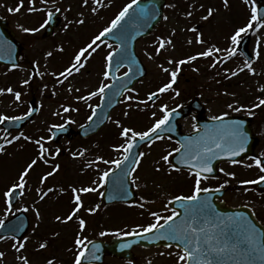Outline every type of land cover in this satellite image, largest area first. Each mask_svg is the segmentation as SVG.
Here are the masks:
<instances>
[{"label":"rangeland","instance_id":"1","mask_svg":"<svg viewBox=\"0 0 264 264\" xmlns=\"http://www.w3.org/2000/svg\"><path fill=\"white\" fill-rule=\"evenodd\" d=\"M128 1L130 0H103L104 6L101 7L92 4L90 0L89 7L85 8L82 7V0H55V4L53 3V0H49L47 3H42L41 0H36L35 7L38 9H44L45 11L29 12V1L24 0V7L19 12H9V8H16L18 6L19 0H0V15H7L10 21H13V17H16L17 20L22 19L26 21L28 17H30L29 21H31V19L42 18L43 13H46V10L48 9L54 11L56 7L67 9L69 6H71V11H64L61 13V18L64 20V23L66 22L65 17L67 20H75L80 12H83L86 18V23L84 25H76L73 23L69 25L67 31H64L63 26H61L52 43H50L51 39L50 41H38L35 36L27 37V39H25L26 42L22 41L27 45L26 55L33 56V54L38 55V53H43V55L37 56L42 62L39 68L40 72L43 73V79L39 76H35L32 78L29 85L22 86L21 81L29 78L30 71H24L23 74H21V71L18 72L21 75L13 77V79H17L19 82L18 84L14 82L11 87H13L15 91L22 92L21 100L16 101L14 95L12 96L5 92L0 94V107H3L5 103L13 100V110L19 112L25 111L28 108L29 102L34 99L35 105L40 110L33 120L31 127H29L30 136L31 134H34V137H37V134L46 136L49 126L53 124H64L67 120L74 121L73 123H70V125L75 129L79 125L85 123L86 117L91 111V108L88 105L96 104L95 101L97 96L92 97L87 102L79 101L76 97L79 95H87L89 91H95L102 82H107L103 77L104 61L106 54H108L112 48H108L106 46L108 45L107 43L101 44L100 48L89 59L85 68L82 69L81 72L74 74L73 77H69L63 85H55L57 91V95L55 96L51 94V89L55 84V77H53L51 73H59L60 71H63L73 59L74 54L79 48L84 46L85 43L90 42L91 38L96 35L97 32L108 26V22H110L109 20L114 18L113 16L117 10L119 9L118 11H120ZM166 2L167 8L165 9L164 16H168L169 19H162L154 31H152L146 39L136 45V52L145 65L147 74L143 81L134 87L135 91L129 94L131 96L136 95L143 97L148 95L150 91H153L157 87V82L162 83L169 79L168 74L162 72L159 67L161 64L169 68L174 67V65L167 64L166 61L168 58L182 59L188 55H194L196 52L210 45H215L216 47L225 50L231 49L232 46L230 45H232V41L230 37L234 34L235 30L241 26L240 23L247 24L252 15V7L249 1L229 0L230 8L224 7L223 0H167ZM172 4H175L176 7H169V5ZM201 4L204 6L203 8L200 7ZM91 7H97L98 12L95 14L92 13L90 10ZM208 8L214 9V15L207 21L202 20V17L207 15ZM188 11L193 12L192 17H186L185 14ZM20 16L24 17L20 18ZM231 20L235 22L233 23ZM192 26H195L198 29V32L202 33L203 39L207 42L206 44L195 43L197 33L185 30ZM174 28L176 29L174 36V42L176 45L175 50L169 49L159 56L155 55L157 37L170 35ZM251 34L252 39L249 49L253 56V61L250 64L255 69V74L248 70L246 67L247 63L242 60L241 57H238L237 55L229 57L227 51H221L218 54L221 62L216 68L209 67L210 63H212L213 57L200 58L192 64L183 65L179 77L184 79H187L188 77L191 78L196 82L197 89L201 91L200 93L202 95L212 97L223 95L221 91H217L216 89L217 81L222 80V78L231 77L233 80L235 79V82L238 85L236 88L238 94L246 92L247 96L251 98L250 105L258 103L257 98L264 97V92L260 91L261 86H264V26L253 25ZM188 39H192L193 44L189 45L186 42ZM59 41L60 43L55 45ZM59 45L60 47H58ZM60 48H63L64 50L61 52L59 51ZM48 51L53 52L51 57H46ZM257 51L259 52V57L256 55ZM149 54L152 55L151 59H149ZM222 63H224V65H222ZM54 64L58 65L53 66ZM193 67L199 68V72H194L192 70ZM240 68H243L244 70L239 71ZM232 71H235L237 75L232 76ZM0 75L3 79L2 87L0 88L10 84L8 80H10L12 76L3 70L0 71ZM44 84L48 85V89H44ZM69 84H71L73 88H79L80 92L73 91L69 93L67 91ZM238 94H236V96ZM133 97L134 99L132 101L125 102V98L121 101L120 106L111 113V119L106 126L107 128L105 130L102 129L98 133V136L95 135L92 139L86 141H65L60 143V147L65 151V154L62 158L56 157L53 160V163H57L58 161L62 168L57 174L53 177H49L45 182V185L51 186L55 189L47 197L49 209L47 208V213L46 211L41 212L42 215L39 221L37 220L36 215H33L31 209L27 213L30 217L31 223L27 233L29 239L26 250H23V255L30 258L31 264H46L48 259H54L55 264H66L64 263L65 261L70 262L72 260V256L75 254V249L71 247L72 239L74 238L75 229L77 232L79 231V226H74L73 223L78 224V220L74 219L72 221L73 223L64 225V223L55 221L54 217L57 215L65 216L73 207V194L70 190V185L78 187L92 186V181H99V173L102 171V168H99V165H102V163L97 161L96 157L103 156L106 158L107 156L111 157L112 154L114 155V150L112 149L114 144L110 140L116 137V141L119 142L120 140V129L113 123V121L120 120L121 124L124 126L131 125L136 127L135 123L140 118V113L136 108V98L135 96ZM62 104L77 110L64 113L60 107ZM128 104H132V109L128 108ZM58 111L61 115H54V113ZM125 111H130L131 114L129 117L123 115ZM8 112L9 111L2 113L8 115ZM257 112L258 115L255 118L256 122L261 123V118H264V106H261ZM29 128L26 132H29ZM106 136L107 140H105ZM46 146L52 148V144H47ZM22 150L26 152L24 162L22 161L24 157ZM80 150H85L84 156L82 157L73 158V156L71 157L68 155L69 153L78 152ZM37 152V146L32 142H28L13 145V149H7L1 154L0 207L3 206L1 200V196H4L3 192L6 191L12 183L18 181L19 172L22 171L27 163L37 155ZM261 152H264V140L258 148V153ZM116 157L117 156L114 155V159H116ZM50 160L52 161V159ZM88 164H91L93 167H98V170L90 168L91 171L82 175L78 169ZM145 165L151 169L149 163H146ZM105 167L107 168L106 164ZM238 169L241 174V179L253 178L254 171H252L251 168H245L243 165H240ZM51 170L52 166L50 164L40 162L31 173L35 175H44ZM143 172L144 163L138 168L134 178ZM241 179L238 177L235 179L231 178L229 183L235 186ZM77 180H81L79 184L74 183ZM139 180L140 178L136 182H139ZM139 187L140 186L137 185V188ZM61 188L66 189V191L61 192ZM140 190V194H143L146 191V188L141 187ZM94 195L95 192L82 194V199L84 202H89L90 198ZM28 197L29 196L26 194L21 200L22 207H28ZM237 197L235 203H242L243 205L252 207L255 215L264 225V196L258 197V200L254 198L252 194L243 190ZM45 201L46 199L41 201V203H44ZM90 207H93V205L85 206V208L82 209L80 216L85 217L86 222H88L89 225L95 223L97 212L100 211L101 206L95 213L87 212L86 209ZM112 207L108 210L103 209L101 211V215H104L108 211L111 218L116 221L115 224L113 223L110 226H107L113 230L112 234L117 230L132 231V227H134L132 225H135L138 222L135 218L139 219L140 217V215L135 216V213L138 212L135 210H128L124 213L123 207ZM159 208L161 207H157L156 209ZM33 229H35V231H33ZM85 230L91 234V237L98 235L102 231L98 228L96 233H94L92 226H86ZM56 233L59 235H55ZM44 241H47L48 246L45 249H40L39 244ZM10 245L11 244L0 245V251L5 253V257L0 260V264H21V262L16 259L19 254L16 253ZM66 251H69V254L66 253ZM142 257L146 259V261H143L144 264H168V259L164 260L159 254H156L155 251L146 252Z\"/></svg>","mask_w":264,"mask_h":264},{"label":"snow or ice","instance_id":"2","mask_svg":"<svg viewBox=\"0 0 264 264\" xmlns=\"http://www.w3.org/2000/svg\"><path fill=\"white\" fill-rule=\"evenodd\" d=\"M36 0H29V12L36 11H45L44 9H38L35 7ZM42 3H47V0H41ZM141 0H131L130 3L126 4L119 13L115 16L114 19L111 20L110 24L104 27L102 30L98 32V34L94 35L90 42L86 43L84 46L79 48V50L74 54L73 59L69 62V64L60 71L59 73H51L53 77H55V84L51 89V94L53 96L57 95L55 85H63L65 81L69 79V77H73L74 74L81 72L82 69L85 68L89 59L93 56L94 53L100 48L101 44L105 43L104 37L109 34H113L115 39L120 43L121 47L109 51L108 55L105 57L106 66L105 71L103 72L104 80L114 79L119 81L121 78L115 76L113 72V60L114 57L119 56L120 60L117 61L116 68L119 69L121 63L125 60H128L129 63H132V59L128 56L126 48L127 41L130 38H134L130 35V28H139L146 23L147 20L152 19L155 20L159 15V12L153 6L152 11L149 13L147 6L145 7H137L136 11L133 12L134 6H139ZM55 4V0H53ZM90 0H82V7L88 8ZM91 3L94 5H98L103 7V0H91ZM224 7H229V0H223ZM24 7V0H19V4L16 8H9V12H19ZM169 7L175 8L176 5L172 4ZM201 8L204 6L201 4ZM92 13H97V7H91ZM64 11H71V6L67 9H61L60 7H56L55 11L51 9L46 10V18L43 23L39 25V27H23L22 30L25 33H30L35 35L39 33L42 29H46L49 25L52 24L54 19L56 18L57 13H62ZM131 14V15H130ZM186 17H192L193 12H186ZM214 9L208 8L207 15L202 17V20H209V18L213 17ZM164 20H168V16L162 17ZM65 23L63 24V30L67 31L69 25L75 23L76 25H84L86 23L85 14L83 12L78 13L77 18L75 20H67L65 17ZM126 21H129L127 25ZM254 22L258 26H264V18H262L258 14V9L255 6V0H253L252 7V15L249 22L243 26L239 27L235 30L234 34L230 37L232 43L234 45H239L242 40V34L247 35L250 30L253 29ZM186 31L197 33L195 38V43L197 44H206L207 42L203 39L202 33L198 32V29L195 26L185 29ZM176 29L172 30V33L167 36L157 37L156 40V49L155 55L159 56L163 52L168 51L169 49L175 50V36ZM189 45L193 44L192 39H188L186 41ZM108 48H112L111 44L106 45ZM63 48H60L59 51H63ZM221 51H227L228 56L231 57L236 54V48L232 49H221L216 47L215 45H210L205 47L204 49L196 52L194 55H188L182 59H174L168 58L167 64L174 65V67H165L163 64L159 65L162 72L168 74V81L163 83L160 87L157 88L156 91H150L147 95L146 99L137 100L136 108L137 110H141L139 106L141 104L148 105L150 101H154L159 98L161 93H166L169 90L173 91L176 96L180 95V92L176 90L173 85L177 83L178 76L181 72V67L183 65H189L193 62L197 61L200 58H209L213 57L212 63H210L209 67L216 68L217 65L221 62L218 54ZM53 55L52 51H48L46 53V57H51ZM257 57H259V52L256 53ZM152 58V55L149 54V59ZM13 67H17L13 65ZM35 72L32 73L29 78L21 81V85H29L30 81L33 77L39 76L43 79V73L40 72L39 63L36 62L34 64ZM246 67L250 72L255 74V69L252 67L250 63L246 64ZM194 72H199V68L193 67ZM244 69H240L243 71ZM135 71H140L137 68ZM227 71V70H226ZM129 73H133L132 68H129L128 72L124 73V78L129 79ZM232 76L237 75L235 71H232ZM44 89H48V85H43ZM114 84L101 83L99 87L95 91H89L87 95H79L76 97L79 101L87 102L92 97L100 95L102 100L104 98V94L106 90L114 88ZM120 88H122L125 92H133L135 89L127 88L126 84H120ZM67 91L69 93L75 91L80 92L79 88H73L71 84H69ZM260 91L264 92V86H261ZM9 93L14 95L16 101H20L22 97L21 91H15L11 86L5 88H0V94ZM228 95L227 92L224 93ZM114 95H120V92L117 91ZM234 95V94H233ZM134 99L133 96L128 95L125 97V102L132 101ZM258 103H254L251 108H246L244 105H240L238 102L229 103L227 105L228 109L241 112L246 111L249 116H254L256 113L254 109H258L261 106H264V98L258 97ZM92 109V114L88 117L89 121H92L94 117L97 116V109L100 108V105H96L93 107L92 105H88ZM64 113L75 111L77 109L61 105L60 106ZM132 104H128V108L132 109ZM161 110L164 112L162 118L156 119L155 123L148 128L146 131H137L132 126H124L121 124L120 120H115L113 123L120 129L119 135L123 138L124 142L118 145H113V150L117 152H122V158L116 160H106L103 156H97L96 160L100 161L104 164H114L115 169H110L107 171H103L99 176V181H92V186H75L70 185V190L72 192V202L73 207L65 216L57 215L55 217L56 221L60 223H69L74 219L78 220L79 229L82 233L87 226V222L83 217L79 216L81 209L85 208V203L82 199V194H89L98 191V188L95 186L99 184L100 187H103L104 184L108 183V178L112 176L113 179V192L116 195L127 196L128 192V184L127 178H131L134 173L137 172V169L141 167L142 160L148 155V153L144 151H140L138 153H134V148L137 147L138 142L148 143L149 147L151 144L155 142V140L163 139L162 136L158 134V130L163 126L168 124L171 116L176 112V109H168V106L161 105ZM35 109L29 108L28 112L24 116H7L0 114V124L5 123L6 121H19L22 119H26L31 116ZM130 111H125L123 115L125 117L130 116ZM54 115H61L58 111L54 113ZM228 115L225 112L221 116H214L212 119L214 121L223 122L224 118ZM152 116L155 117L156 113L153 112ZM111 119V117H109ZM74 121L67 120L64 124H53L48 128L49 136L46 138L45 136H40L38 139L33 140L32 137L26 136L24 132H19L18 135L12 136L11 139L8 138V135L0 137V140H3L4 143L0 144V152L4 151V144H12L14 141H18L23 138L26 141L34 143L38 152L37 155L27 163V165L22 169V171L18 174V181L11 184L10 187L3 193L5 197V203L7 205L6 212H12L13 207V197L16 195L17 191H20V195L24 194V190L28 186L29 183V174L31 171L38 166L40 162L44 164H49L50 159L54 160L56 157L60 156L62 153V148L56 146L54 149L47 147L46 144L50 143L54 138L56 133L53 131L54 129H58L63 131L66 124L73 123ZM244 120H230L227 124L221 123L217 125V133L214 136L205 137H197L196 139L189 138L187 144H182L181 148L185 149L183 156L181 157V163L188 166V172L190 176L195 177V185L193 189L192 195L187 196H176L175 200L181 201V207L184 208V219L179 223H175L174 218L179 214L173 211L172 215L162 217L156 212H151L150 215L154 217L155 222L150 223L146 226L137 225L136 228L132 229L131 232L117 230L114 235L117 236H128L135 235L141 236L144 233H153L154 231L157 233L156 238H165L177 241L176 247L178 249L177 256V264H254V261L259 258L261 261H264V231L257 230L256 226L252 223V221L243 214H236L234 216H222L218 212H216L215 208L211 205L210 198L205 197L201 199V193H210V192H221L222 189L225 188L226 185L229 184V180H225L223 183L219 184L217 187H202V181H206L209 179H216L214 175H212L214 169L212 166V161L216 159L221 154L227 158L228 162L232 165H243L245 168H257L259 170L260 175H258L255 179H241L238 183L244 187V191H248L249 189L246 187L248 185L260 184L264 183V152H261L259 155L251 156L249 159L252 161L251 163H244L241 160L235 159V157L241 156L242 153L247 151V145L251 140L250 134L244 129ZM81 127H84L81 125ZM7 132V130H5ZM192 145H195L193 149ZM179 153L180 148L174 150ZM85 150H80L78 152H73V158L84 156ZM172 155L171 152L168 154H164L160 157V160L164 162V164L168 165V167L176 172L180 171V168L177 167L175 163L169 159ZM126 165V166H125ZM91 164L86 165V167H91ZM125 166V167H122ZM61 169V165L56 163L52 165V170L46 172L44 175L40 177V185L41 187L36 188V192L39 196V200H45L50 193H52L55 189L52 187L44 188L43 185L49 179V177H53L57 174ZM120 170V175H115V170ZM162 170V166L159 161L156 162L155 171L159 172ZM226 177H231L235 179L237 173L235 171H226L221 168L219 170ZM139 179V176H136L135 179L132 180V183L135 184ZM61 192L66 191V189L61 188ZM103 195V193H100ZM141 200H145L144 197H141ZM147 202V201H145ZM139 207L143 208L144 204H139ZM100 208L99 204H96L93 207L87 208V212L95 213ZM25 212L28 211V208L23 209ZM19 211V209H17ZM35 215L37 220L41 219V212L37 208L35 210ZM163 220V223L160 221ZM202 222V223H201ZM5 221L0 219V229L5 228ZM9 231L12 233H16L22 230L23 224L22 222H17L15 224L7 226ZM139 229V230H137ZM35 231V229H33ZM107 232H101L100 235H107ZM55 235H59L56 233ZM11 238L14 242L12 244V248L15 250L17 255L16 259L21 262V264H31V260L28 256L23 255V250H26V246L28 243V237L25 236L22 239H17L15 235L11 237H6L4 235H0V241ZM75 244L78 248L77 253L75 255L73 264H82L83 259L88 254V245L93 244L92 241L88 240L87 237H82L80 233L77 234L75 239ZM47 241L41 242L39 244L40 249L47 248ZM182 246V247H181ZM121 249L131 247V243H122L119 245ZM171 247V245H170ZM93 248L95 251H99L100 245L94 244ZM95 251L92 253V258L94 260H99L100 257L95 255ZM5 257V253L0 251V260ZM46 264H55L54 259H48Z\"/></svg>","mask_w":264,"mask_h":264},{"label":"flooded vegetation","instance_id":"3","mask_svg":"<svg viewBox=\"0 0 264 264\" xmlns=\"http://www.w3.org/2000/svg\"><path fill=\"white\" fill-rule=\"evenodd\" d=\"M44 19L38 18L35 20H31V21H29L28 19L27 21L13 19V34L16 39H19V42L23 47V52L27 45L26 43L22 42L20 38L23 36L27 37L30 33L23 32L22 28L23 27H39V25L43 23ZM60 26L54 31L53 37H51L52 39L55 37V33L58 31ZM44 31L45 29H42L39 33H36L35 35H32V36L33 37L35 36V38L38 41L40 40L47 41L50 38L43 39ZM42 54H43L42 52L40 54L38 53V55H42ZM21 55L22 57H21L20 63L21 65L26 66L27 68L31 69L32 66H34V64L39 61V59L37 58L38 55H36L35 59H25L23 57V53ZM184 82L187 83L188 81L184 80ZM178 83H179V80H177V83L174 85L175 88L178 87L177 86ZM183 89L185 90L186 88H183ZM143 98L146 99L147 97H143ZM194 101L197 103H200V105L203 108V116H206L208 118H212L214 116H221L225 112L228 113L226 117H235V116L242 115L240 112H235V111L228 109L227 105L229 103H235V101H231V97H227L223 95H220V96L217 95L216 97H212L208 95H191L187 93L180 94L179 96H176L175 94L162 95V96H159L158 99H155L153 101L154 103L143 105V108L151 110V111L154 110L153 112H156V119H159V118H162V116L164 115V112L161 110V105L166 104L168 106V109L170 107H171L170 109L182 108V107L188 106L190 103ZM197 118H198L197 112L192 111V112H189L185 116V118L179 122L180 133L176 135V139L182 142V144H187L190 138L187 136H183L182 133L186 134V133H190L194 131ZM255 118L256 117H254L253 119V125H258L260 122L257 123ZM214 135L216 134L213 132L212 136ZM197 137L206 138V136H196V137H193L192 139L194 140ZM155 143H161V144L167 143V144H170L173 148L177 149V145L173 141L168 140V139H161V140L156 141ZM192 146H195V145H192ZM157 161H159L160 165L162 166V170L159 172L155 171V166H156ZM147 163H149V165L151 166V169H149L146 165H144V172L139 175L140 185L143 186V188H146V191L143 194L144 196H146V199H148L147 201H149L150 204L155 203L157 205L163 206V210L158 213V214H161L162 217L172 215L173 211L169 209L170 200L174 199V197L176 196L192 195L194 185H195V177L190 176L188 170L180 169L179 172L171 170L168 167V165L164 164L162 160L150 158L147 160ZM225 167H226V163L221 162L217 166V174L215 175L216 179H209L206 181H202L201 186L215 188L219 184L227 180V177L222 172L219 171L221 168L225 169ZM96 187L98 188V191L101 189L99 185ZM232 187H235V186L231 185L230 183L226 185L225 188L221 190V194L217 195V198L214 196V202L226 203L227 199L230 201H237L238 195L236 193V190H238L239 188L236 187L237 189L235 190ZM214 193H217V192H214ZM102 217H104L106 220L105 225L102 223H99V224L93 223L91 225L88 224L87 226H106L105 229H107L108 228L107 226H110V223H109L110 214L107 212L104 215H102ZM160 222L163 223V220H161ZM136 251L138 252V255H137L138 257L136 256L137 261H139V259L141 260V257L144 256L145 253L149 251H156L159 254V256H161V258H164V256H168V260H177L176 253L178 249L174 247H153L149 249L136 248L134 252ZM104 261L105 262L113 261V259L105 258ZM115 262L116 264L126 263L120 260H116Z\"/></svg>","mask_w":264,"mask_h":264},{"label":"water","instance_id":"4","mask_svg":"<svg viewBox=\"0 0 264 264\" xmlns=\"http://www.w3.org/2000/svg\"><path fill=\"white\" fill-rule=\"evenodd\" d=\"M151 4H153V6H155V9H157L158 5H157V1H154L152 0ZM153 8V7H152ZM159 9V8H158ZM263 11H264V6L262 7ZM261 9V10H262ZM159 20V16H157V19L155 20H152L150 23L154 24L156 23L157 21ZM147 33V32H146ZM7 37V36H6ZM1 44V42H0ZM131 49H130V52L132 53V45L130 46ZM239 50L240 51H244V53L246 54L245 52V44H241V46L239 47ZM0 56H1V52H0ZM4 57V56H2ZM115 59V57H114ZM1 63L3 62H7V61H0ZM113 63H114V60H113ZM132 76L129 75V78H131ZM139 78L136 79V81L138 80ZM133 80V79H132ZM133 82L130 81V79H126V78H122L120 79L119 81H115L113 84L115 85V87H117L118 89H121L119 92L120 94L124 91L122 88L119 87L120 84H126L127 88L130 87V85H132ZM114 87V88H115ZM114 94H111L110 92L107 94V97L105 99V102H102V108H106L105 106H108L109 102L110 101H113V104L112 105H116V101L117 99L120 97V95H115V97L113 96ZM114 97V98H113ZM113 98V99H112ZM103 111V109H101ZM101 124L98 125V127L100 126ZM86 128V127H84ZM88 128V127H87ZM245 128V127H244ZM246 130V128H245ZM249 131V129H248ZM87 133H91V132H87ZM254 146V143H252L250 145V150L253 148ZM248 151V150H247ZM246 151V152H247ZM245 152V153H246ZM245 153H242L241 155L245 154ZM260 185V184H259ZM261 190H264V187L261 188ZM115 200H119L120 198H118L117 196L114 197ZM218 208V207H217ZM222 212H220V214L222 216H225V217H228V216H234L236 214H243L244 216H247L251 221L252 223L256 226L257 230H261V231H264V229L258 225V223L254 220L252 214L245 208H241V209H236V210H231L230 208H222L220 207L219 208ZM202 223V222H201ZM145 237H148V236H145ZM254 264H264V261H261L259 258H257L255 261H254Z\"/></svg>","mask_w":264,"mask_h":264}]
</instances>
